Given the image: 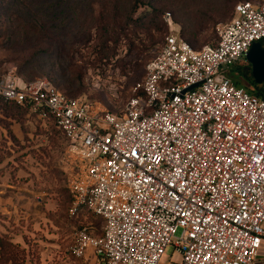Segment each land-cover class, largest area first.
Instances as JSON below:
<instances>
[{
  "label": "built area",
  "instance_id": "built-area-1",
  "mask_svg": "<svg viewBox=\"0 0 264 264\" xmlns=\"http://www.w3.org/2000/svg\"><path fill=\"white\" fill-rule=\"evenodd\" d=\"M165 20L171 21L166 13ZM264 42V4L235 8L218 41L194 49L169 34L118 113L25 81L12 65L0 96L52 120L67 143L70 218L91 214L71 255L83 264H255L264 244V98L228 76ZM248 63V62H247Z\"/></svg>",
  "mask_w": 264,
  "mask_h": 264
},
{
  "label": "rangeland",
  "instance_id": "rangeland-1",
  "mask_svg": "<svg viewBox=\"0 0 264 264\" xmlns=\"http://www.w3.org/2000/svg\"><path fill=\"white\" fill-rule=\"evenodd\" d=\"M228 12L226 0H40L33 4L18 0L0 4V74L12 65L25 81L48 77L70 97L118 113L134 96L135 85L144 79L147 64L168 34L180 33L182 25L190 26L194 18L213 16V27L192 46L199 50L215 45L219 29L233 17V12ZM166 13L172 15L169 22ZM24 21L28 28L36 27L39 35L24 34ZM107 38L119 44L107 64H80L74 55L77 50L70 52L73 43H87L79 53L87 58L89 48ZM131 44L144 50L137 60ZM121 60L132 64H118ZM250 66L245 64L242 75L233 76V80L252 90L246 79L251 75ZM66 152L67 143L51 122L16 105L0 103V183L18 186L30 199L29 207L22 209L25 218L19 226L11 220L10 234L5 235L7 241L20 238L21 247L14 250L19 264L74 262L58 245L64 229L70 235L66 242L73 241L85 220L79 217L80 223L68 214L71 195ZM86 219L93 223V233L100 235L103 221L91 214ZM171 261H180V255L169 245L160 264Z\"/></svg>",
  "mask_w": 264,
  "mask_h": 264
},
{
  "label": "trees",
  "instance_id": "trees-1",
  "mask_svg": "<svg viewBox=\"0 0 264 264\" xmlns=\"http://www.w3.org/2000/svg\"><path fill=\"white\" fill-rule=\"evenodd\" d=\"M16 1H18V0H0V4L8 3V4L11 5V4H14ZM247 1H250V0H247ZM31 2L33 4L35 2H40V0H31ZM241 2H246V1H241ZM241 2H239V0H226V4H227L229 12H231V13L233 12L232 19L235 16V8H236V6L239 3H241ZM250 2H252L256 6L264 4V3H261V2H253V1H250ZM235 4H236V6L233 8V5H235ZM231 7H232V10H231ZM29 11L32 12V14H33V10H31L29 8ZM213 24H215V18L213 16L205 17L203 20H199L198 18H194L192 20L190 26H186L185 27V25H182L181 32L178 33V34L175 33V32L174 33L177 34L181 39H183L184 41L188 42L192 46L193 43L198 42L200 40L201 34L208 32L211 29V27H213ZM23 25H24V28H23L24 34L39 35L36 27H34L33 25H31L32 26L31 28H28L27 25L25 24V21L23 22ZM79 27H80V29L82 28V26H79ZM110 43H112L114 45L110 46ZM86 44L87 43H81V42L78 43V42H76L75 44L73 43V45L70 47V49L73 48L72 50H70V52L73 51L74 49L77 50V51L74 50V52L76 51L74 55L79 57V60H78L79 62L77 61V63H80V64H92V65L107 64V62L110 59H112L113 56L116 55L117 47L119 45L118 42L114 43V41L112 39H108V38L107 39H102L95 46L89 48L90 52L88 54V57L86 58V57H82V55L79 54L83 50V48L86 47ZM261 44L264 47V42H261ZM131 45L132 46H131L130 50L131 51H137V56L135 58V60H137L138 57L141 54L140 52H144V50H143V48H139V47L135 46L134 44H131ZM92 57H94L93 60H90ZM71 60H72V58H71ZM117 63L118 64H132V62L131 61L129 62L128 60H121V61H119ZM73 64H75V60H74ZM245 64L249 65V63H247V62L246 63L245 62L238 63V64H235L232 68H230L228 70L229 78L238 87H243V86L238 85V83L233 80V76L236 77L238 75H242V72H241L242 71V67ZM250 71H251V66H250ZM3 74H0V76L3 75ZM17 74L19 75V77L22 78V76H21L20 72H18V70H17ZM39 78H41V77H39ZM36 79H38V78H36ZM36 79H34V80H36ZM246 79H247V82L250 84V86H252L253 89L251 90V89H247L245 87H243V88H245L252 95H255V96L259 97V98H264V84H261V85L256 84L254 79H253V77H252V74L249 77H247ZM58 89L61 92H64L60 88H58ZM77 99H79V98H77ZM84 101H86V100H84ZM0 103L4 104V105H16V106H18L20 108H23V109L27 110L29 112V114H32L31 111H30V106L28 104L18 105V104L14 103V102H7L1 96H0ZM47 121L51 122V124L55 125L52 120H47ZM60 133L62 134L61 131H60ZM62 136L64 137L63 134H62ZM64 139H65V137H64ZM65 141H66V139H65ZM79 219L80 218H77V221ZM78 222L81 223V219ZM85 225L89 226L93 230V223L89 222L88 219H85L84 222L82 220V223L78 227L85 226ZM102 233H103V231L101 232L100 235H102ZM6 236L5 235H0V264H19V263H17L19 261L18 254H15L14 250L19 249L21 247V245L15 243L13 240L7 241V237Z\"/></svg>",
  "mask_w": 264,
  "mask_h": 264
},
{
  "label": "crops",
  "instance_id": "crops-1",
  "mask_svg": "<svg viewBox=\"0 0 264 264\" xmlns=\"http://www.w3.org/2000/svg\"><path fill=\"white\" fill-rule=\"evenodd\" d=\"M25 193H21L18 186L10 185L7 182L0 183V235L10 234L9 226L11 220L18 225L21 219L25 217L22 209L24 207H29L30 199L27 200V197L23 196ZM26 198V199H25ZM28 202V203H27ZM28 215V214H27ZM86 219V217L83 216ZM19 226V225H18ZM69 227V226H68ZM70 226L69 228H71ZM68 228V229H69ZM63 231V228L60 229V232ZM67 232V233H66ZM69 231L64 229V232L61 234L62 240H59L58 245L63 246L68 252L69 256L73 258L74 262L72 264H83L82 261L75 259L70 252L73 241L66 242L69 238ZM64 239V240H63ZM17 244H21L19 236H16V240H13ZM70 264V263H67ZM255 264H264V244L259 252V256L256 259Z\"/></svg>",
  "mask_w": 264,
  "mask_h": 264
},
{
  "label": "water",
  "instance_id": "water-1",
  "mask_svg": "<svg viewBox=\"0 0 264 264\" xmlns=\"http://www.w3.org/2000/svg\"><path fill=\"white\" fill-rule=\"evenodd\" d=\"M247 62L251 65V74L256 84H264V47L261 43H254L247 55Z\"/></svg>",
  "mask_w": 264,
  "mask_h": 264
}]
</instances>
